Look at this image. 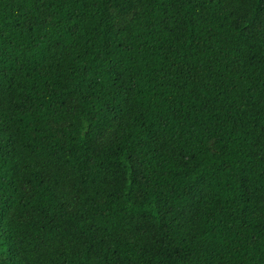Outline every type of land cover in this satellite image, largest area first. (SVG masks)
I'll use <instances>...</instances> for the list:
<instances>
[{
  "label": "trees",
  "instance_id": "obj_1",
  "mask_svg": "<svg viewBox=\"0 0 264 264\" xmlns=\"http://www.w3.org/2000/svg\"><path fill=\"white\" fill-rule=\"evenodd\" d=\"M0 264H264V0H0Z\"/></svg>",
  "mask_w": 264,
  "mask_h": 264
}]
</instances>
